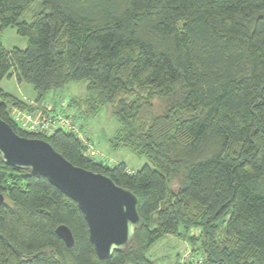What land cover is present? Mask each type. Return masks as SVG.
I'll list each match as a JSON object with an SVG mask.
<instances>
[{"label": "trees", "instance_id": "1", "mask_svg": "<svg viewBox=\"0 0 264 264\" xmlns=\"http://www.w3.org/2000/svg\"><path fill=\"white\" fill-rule=\"evenodd\" d=\"M10 28L25 49L5 48ZM11 78L36 103L86 82L83 99L52 106L76 109L75 121L109 106L119 122L110 147L152 166L130 173L76 135L22 131L12 110L35 105L0 88L1 119L132 191L144 221L127 252L102 260L78 205L0 158V264H156L148 252L167 236L184 238L202 264H264V0H0V81ZM178 90L179 102L156 114L153 100ZM62 225L71 248L56 234Z\"/></svg>", "mask_w": 264, "mask_h": 264}, {"label": "water", "instance_id": "2", "mask_svg": "<svg viewBox=\"0 0 264 264\" xmlns=\"http://www.w3.org/2000/svg\"><path fill=\"white\" fill-rule=\"evenodd\" d=\"M0 158L9 167L46 178L74 201L86 219L91 243L102 260L111 259L115 252H127L136 232L144 226L140 200L132 191L106 175L73 165L47 141L19 135L1 118ZM3 202L0 194V203ZM56 234L67 247L74 245L68 227L59 226Z\"/></svg>", "mask_w": 264, "mask_h": 264}, {"label": "rangeland", "instance_id": "3", "mask_svg": "<svg viewBox=\"0 0 264 264\" xmlns=\"http://www.w3.org/2000/svg\"><path fill=\"white\" fill-rule=\"evenodd\" d=\"M40 2H36L24 16V20L30 22L33 16L41 10ZM4 46L11 51L13 48L25 49L27 46V40L20 37L15 29H7L2 36ZM15 79H4L0 81V87L6 91L14 94H18V86ZM27 86V85H26ZM86 82H78L70 84L69 86L53 92L48 97V102L56 105H62L67 107L69 102L73 99L81 100L86 95ZM30 88V86H28ZM182 97V90H178L176 94L170 99L156 98L153 100L156 114L165 115L171 107L175 106ZM65 107V108H66ZM86 113V110L83 109ZM76 109H73L70 113L74 114ZM64 112V111H63ZM85 113H82V118L76 121L82 127V131L89 139L92 147L96 151H101L108 156L110 165L117 166L120 162H125L128 168L139 171L145 165H150V161L146 157L138 156L137 154L122 150L115 151L110 147V140L114 137L116 130L119 127L117 118L111 113L110 107L106 106L95 117H86ZM76 114V113H75ZM76 117V115H75ZM112 159L114 161H112ZM165 237L156 242L149 250L148 257L152 259L156 264H185L183 258L192 261L196 264L198 257L191 259V247L184 238L180 237ZM140 248V244H135L134 249ZM200 260V259H199Z\"/></svg>", "mask_w": 264, "mask_h": 264}, {"label": "built area", "instance_id": "4", "mask_svg": "<svg viewBox=\"0 0 264 264\" xmlns=\"http://www.w3.org/2000/svg\"><path fill=\"white\" fill-rule=\"evenodd\" d=\"M43 108L42 113L36 118L24 115L17 110L12 113L13 120L22 131L39 137L51 136L57 130L76 135L89 149V154L97 156L89 139L86 138L79 124L73 119L72 114L66 115L61 109H55L52 105L46 104ZM196 264H202V261L197 260Z\"/></svg>", "mask_w": 264, "mask_h": 264}, {"label": "crops", "instance_id": "5", "mask_svg": "<svg viewBox=\"0 0 264 264\" xmlns=\"http://www.w3.org/2000/svg\"><path fill=\"white\" fill-rule=\"evenodd\" d=\"M4 44V43H3ZM6 48V47H5ZM7 49V48H6ZM23 49V48H22ZM8 50V49H7ZM11 79H15V78H11ZM16 80V79H15ZM16 83H17V81H15ZM17 86H18V94H14V93H11L12 95H14L15 97H17L19 100H21V101H23L24 103H26V104H28V105H35L34 107H35V110L34 111H31V112H22L24 115H30L31 117H34V118H36V117H38L41 113H42V111L44 110V105H46V104H49V105H52V103L51 102H48V101H46V102H43V103H36L35 101H36V93H35V91H34V89L30 86V88L28 87V85L26 86L25 84H23V85H19L18 83H17ZM1 89H3V90H5L4 88H2V87H0ZM6 91V90H5ZM8 92V91H7ZM10 93V92H9ZM13 112L12 113H14V112H16L17 110H12ZM115 136V135H114ZM120 151H122V150H120ZM118 152V151H117ZM95 153H96V155L97 156H99L100 158H102V159H104V160H106L108 163H109V161H108V156H106V154L105 153H102L101 151L99 152V151H96L95 150ZM99 159V158H98ZM112 161H114L113 159H112ZM120 163H124V164H126L125 162H120ZM110 164V163H109ZM127 166V165H126ZM127 168H128V166H127ZM128 171L130 172V173H135V172H137L136 170H132V169H130V168H128ZM167 237H172L173 238V236H167ZM172 238H171V240H172Z\"/></svg>", "mask_w": 264, "mask_h": 264}]
</instances>
